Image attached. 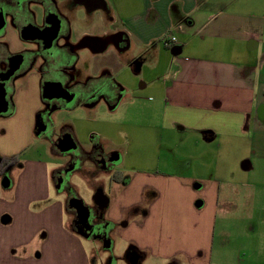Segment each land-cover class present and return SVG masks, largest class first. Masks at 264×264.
<instances>
[{"label":"crops","instance_id":"1","mask_svg":"<svg viewBox=\"0 0 264 264\" xmlns=\"http://www.w3.org/2000/svg\"><path fill=\"white\" fill-rule=\"evenodd\" d=\"M44 4L69 23V41L77 55L76 82L87 78L100 83L106 76V82L120 89L119 107L138 101L139 123L127 108L119 114L125 117L120 124L146 129L149 110L158 150L169 156L175 153L176 161L169 163L174 169L193 172L192 185L179 190L177 178L182 176L148 178L123 170L132 182L127 188L115 186L112 220L126 218L120 212L143 203L146 187L160 191L145 215L128 219L126 227L117 230L127 245L125 256L134 264H165L173 259L197 264L200 237L204 246L212 242L222 183L251 189L253 205L264 201V0H92L89 7L83 0H44ZM9 36L15 42L14 34ZM170 36L175 43L166 41ZM17 86L10 113L0 117L3 158L22 155L36 138L45 141L34 134L42 105L40 74L29 73ZM104 107L99 102L86 109L87 122H106L108 127L99 131L91 126L89 136L104 144L127 137L125 129L116 128L114 114L119 107L114 111ZM113 126L119 135L112 136ZM57 169L53 167L49 175L53 196L33 190L39 196L20 202L8 184L0 182V264H45L40 246L48 243L51 263L78 264L73 254L77 246L59 247V253H66L56 254L57 241L63 237L76 241L71 212L54 178ZM208 178L212 188L196 197L193 184L200 186ZM43 200L49 205L40 208ZM48 211L59 222L62 214L67 215L66 227L52 222L50 232L38 227L30 236L23 228V216ZM81 256L88 264L89 256Z\"/></svg>","mask_w":264,"mask_h":264},{"label":"rangeland","instance_id":"2","mask_svg":"<svg viewBox=\"0 0 264 264\" xmlns=\"http://www.w3.org/2000/svg\"><path fill=\"white\" fill-rule=\"evenodd\" d=\"M22 76L14 78L12 82L11 88L14 90H12L13 93L11 91L12 104L15 97V90L18 87L17 85L21 84L23 81V79H20ZM135 103H138V101L135 100L133 104L127 106L126 103L121 104L118 114H114V119L119 123L116 125V128L120 127L121 129H125L127 134V137L120 134V136H122L121 140L114 139L115 144H120L123 147L122 170L131 174V176L144 173V176L148 178H160V176H182L180 179L177 178V185L178 188H180L179 190L185 189L184 186L187 187L192 185L193 182H191L190 176L193 172L190 173V171H187L186 169L181 170L180 168L174 169L171 167V164L176 161L175 156H173L175 153L169 156L166 151L158 150L157 146L154 144L156 131L150 128L149 110L147 113V125L149 127L146 129L140 128L138 125H135L134 128L133 123L131 125H125V123L124 125L120 124L124 121L125 117H120L119 114H123L127 111V108L132 114H134V121L139 123V117H136L139 109L135 108ZM87 112L88 111L85 108L79 105L71 106L69 109L63 108L61 110H56L52 116V124L55 130L52 139L57 140V133L60 132L62 127L67 126L70 131H74L76 146L87 147L89 141L88 133L91 126L95 129H99V131L108 128L106 122H87V119L89 118ZM111 115L113 116V114ZM106 116L108 117V115ZM73 124L75 130L72 128ZM116 128L114 126L112 127V136L119 135ZM115 130L116 132H114ZM49 143L36 138L34 144L22 155H19L18 163L7 168L4 174L0 177V182L2 184L3 182L8 184V191H12L13 195L16 196L20 202L27 200L28 198L30 199L31 197L39 196L33 190L42 192L43 189V192H46L44 193V196L46 194H51L53 196L54 194L53 192L50 193V191L53 190L51 186V177H49L51 169L56 166H62L65 162L69 161L70 154L59 155L53 152L49 147ZM169 157L172 159L171 162L168 160ZM2 158L3 156L0 155V160ZM169 163H171V166ZM85 168L86 166L79 171V174L75 173L71 176L69 185L72 194L77 195L82 202L91 206L95 178L94 176L89 175L90 172L88 170L87 172ZM99 179L103 180L105 178L100 175ZM212 181L213 180L208 178L203 184H200V186L202 185L201 188L199 183L195 182L192 186L196 193L195 196H203L205 190H210L212 188ZM226 183L227 184L222 183L219 187V200L211 245L204 246L203 239L200 237V246L196 250L197 264H264V201L256 202L255 204L259 208L255 209V204L253 205L252 201L253 193L251 189L240 183ZM33 184L34 186L38 184L40 187H32ZM42 185L43 187H41ZM154 190L156 191V195L159 196L160 191L156 189ZM107 193L108 191L105 190V194ZM175 199L178 201L177 198ZM43 202L44 203L39 204L40 208H44L46 204L49 205L48 200H46V204L45 200H43ZM199 203H201V199L199 200L198 205ZM260 208H262V211H260ZM47 210L45 209V212ZM54 217V215L49 214V211L46 214H40L36 217L34 214L30 215L29 218L23 216V228L24 230H27V233L29 232L30 236L38 227L39 229H45L46 232H50L52 222H55L56 226H59L61 223V228L64 229L68 223L69 217L62 214L60 222L58 219L54 220ZM35 222L37 225L34 228ZM72 233L73 238H76V241L73 239L71 243L66 237L62 238L61 243L57 241L55 246L56 254L60 255V257L66 252L59 253V247L77 246L76 252L73 251V254L76 253L78 264H85L81 254H87L89 256L88 264H134L125 256L127 245H124V241L119 235L112 233L110 237L105 240L102 238L93 242L80 231L73 230ZM93 246H100L97 255L92 253L91 249ZM108 246H112L113 249L109 250L110 248L108 249ZM128 246L133 245L132 243H129ZM40 247L44 249V258H42L45 261L44 263L55 264L49 261L51 258L52 246L48 243L46 246ZM26 249L28 250L30 248ZM15 254L20 253L16 251ZM57 259L59 260V256ZM165 264H180V259L169 260L166 261ZM184 264H188V262H185Z\"/></svg>","mask_w":264,"mask_h":264},{"label":"flooded vegetation","instance_id":"3","mask_svg":"<svg viewBox=\"0 0 264 264\" xmlns=\"http://www.w3.org/2000/svg\"><path fill=\"white\" fill-rule=\"evenodd\" d=\"M83 1L87 7L92 4V0ZM82 14L85 20L86 14ZM49 16L61 21L62 31L53 33L54 20L48 23ZM0 17L4 24L0 33V117L8 115L12 108L11 87L14 78L23 75L20 79H24L31 72H38L41 76V97L43 86L47 83L60 84L66 96L74 97L70 106L64 98L52 100L42 98L41 109L36 114L34 134L50 142L55 153L70 154L69 161L58 166L54 178L71 212L73 230L82 232L93 242L102 238L105 240L112 233L117 235L118 229L126 227L128 219L147 213V207L155 199L156 191L152 186L146 187L145 198L141 201L143 203L134 204L120 212V217L126 218L112 220L110 216L115 209L113 202L115 186L127 188L132 182V178L122 170L123 147L115 142L104 144L93 135L89 136L87 147H78L75 136L67 126L62 127L57 133V140H53L55 130L52 116L56 110L69 109L75 105L92 109L99 102H102L105 109L114 111L119 107L121 97L119 87L106 82V76L100 78L104 79L100 83H94V80L87 78L76 82L77 55L75 46L69 41L71 33L69 23L60 16L57 9L46 6L44 0H0ZM10 32L14 34L12 38L15 42L10 39ZM30 34L37 35L36 39L25 38L30 37ZM118 35L115 37L116 40L119 38ZM87 42L86 38H83L82 44ZM71 143L74 147L70 152H61L60 148H67ZM3 159L0 160V166H3ZM84 166L86 171L90 172L89 175L95 178L91 206L72 194L69 185L71 176L79 174ZM100 175L105 179H99ZM105 190L108 191L107 194ZM74 203L78 207H74ZM108 249L111 250V246H108ZM93 250L98 253L100 246H93Z\"/></svg>","mask_w":264,"mask_h":264},{"label":"water","instance_id":"4","mask_svg":"<svg viewBox=\"0 0 264 264\" xmlns=\"http://www.w3.org/2000/svg\"><path fill=\"white\" fill-rule=\"evenodd\" d=\"M48 19H49L48 23H51L54 20L53 21L54 28L52 29L54 34L63 30V25H62L60 20L56 21V18L53 16H49ZM1 21H3L2 17H0V33H1V30H2L3 25H4ZM30 28L33 30H36V28H33V27H30ZM36 36L32 34L30 37L25 36V38L28 40H32V39H36ZM42 98L46 99V100L64 98V99H66L67 105L70 106L72 104L74 97H72L70 95L66 96L65 93L63 92L60 84L47 83V84H44V86H43ZM73 147H74V144L71 143L67 146V148H60V150H61V152H70L73 149ZM76 203H74V205H75L74 207H78V205H76Z\"/></svg>","mask_w":264,"mask_h":264},{"label":"trees","instance_id":"5","mask_svg":"<svg viewBox=\"0 0 264 264\" xmlns=\"http://www.w3.org/2000/svg\"><path fill=\"white\" fill-rule=\"evenodd\" d=\"M18 161H19V154H17V155H13V156L8 157V158H4V159L2 160V162H3V166H0V174H1L5 169H7V168H9V167H12V166L16 165V164L18 163ZM2 162H1V163H2Z\"/></svg>","mask_w":264,"mask_h":264},{"label":"built area","instance_id":"6","mask_svg":"<svg viewBox=\"0 0 264 264\" xmlns=\"http://www.w3.org/2000/svg\"><path fill=\"white\" fill-rule=\"evenodd\" d=\"M166 41H168L170 43H175L176 42V38L174 36H170V37H168V39H166Z\"/></svg>","mask_w":264,"mask_h":264}]
</instances>
